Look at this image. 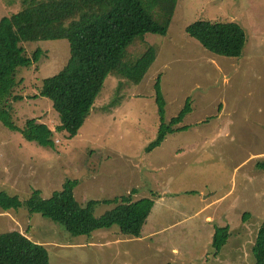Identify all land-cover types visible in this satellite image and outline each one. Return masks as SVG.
Masks as SVG:
<instances>
[{"label":"rangeland","instance_id":"374dc122","mask_svg":"<svg viewBox=\"0 0 264 264\" xmlns=\"http://www.w3.org/2000/svg\"><path fill=\"white\" fill-rule=\"evenodd\" d=\"M18 9L20 4L0 0V18ZM197 20L239 23L247 36L242 56L225 58L201 47L186 32ZM147 45L156 59L143 80L129 85L110 74L78 134L55 132L51 149L27 141L20 130L29 118L53 131L60 123L51 100L32 97L66 65L68 43L21 44L30 58L37 50L42 54L38 63L18 70L23 83L16 94L24 100L13 104L11 120L20 130L0 121V191L25 199L40 189L49 197L65 179H77L74 196L84 203L132 188L136 196H148L151 189L159 194L154 200L163 196L157 202L162 211L154 218L150 213L143 228L151 238L112 244L121 236L118 226L72 236L24 207L0 208V233L21 231L46 246L50 264H255L253 246L264 220V169L257 166L264 162V0H177L166 35L137 37L127 55L136 58ZM157 77L166 121L191 99L192 110L179 124L189 130L167 135L145 154L159 127ZM120 82L126 86L112 106ZM111 207L97 204L93 213ZM223 227L232 237L215 257L213 236ZM97 241L107 246H87Z\"/></svg>","mask_w":264,"mask_h":264},{"label":"trees","instance_id":"16d2710c","mask_svg":"<svg viewBox=\"0 0 264 264\" xmlns=\"http://www.w3.org/2000/svg\"><path fill=\"white\" fill-rule=\"evenodd\" d=\"M4 1L20 4V9L0 18V121L6 128L20 130L11 120L13 104L24 100L23 95L16 94L23 83L18 80V70L38 63L42 54L37 50L30 58L21 44L55 40L68 43L69 56L64 68L44 80L39 95L32 97L51 100L60 123L53 131L37 118H29L20 130L27 141L51 149L55 148V132L65 133L67 138L78 134L110 74L129 85H138L143 80L156 59V50L147 45L141 55L131 58L127 55L128 48L139 36L166 35L177 4V0ZM186 32L205 50L225 58H240L247 43L244 28L234 21L197 20L187 26ZM124 86L120 82L112 106L118 105ZM154 90L159 127L155 140L144 148L145 154L158 148L167 135L189 130V125L179 124L192 110L191 99H187L184 108L166 121L159 77ZM77 184V179L67 178L62 188L49 197H44L40 189L25 199L0 191V208L5 211L24 207L30 213H40L72 236L118 226L122 238H140L155 192L133 199L138 189L132 188L113 198L81 203L74 196ZM97 204L113 207L96 216L93 210ZM231 237L229 227L215 229L212 240L215 257ZM253 252L255 264H264V220ZM0 264H50V254L46 246L33 242L21 231L4 232L0 233Z\"/></svg>","mask_w":264,"mask_h":264},{"label":"crops","instance_id":"0c3cea01","mask_svg":"<svg viewBox=\"0 0 264 264\" xmlns=\"http://www.w3.org/2000/svg\"><path fill=\"white\" fill-rule=\"evenodd\" d=\"M161 146V145H160ZM159 146V147H160ZM257 166L259 167V168H264V162H259L258 164H257ZM150 191H153V190H151L150 189ZM154 192V191H153ZM158 192V191H157ZM163 193H165L166 192V190H163L162 191ZM149 195L148 196H150V192L148 193ZM155 194L156 195H159L158 193H156L155 192ZM136 195H138V194H135V197L133 196V199H139V198H141V197H144V196H147V195H140V196H136ZM156 195H154L153 196V206H152V208H151V211H150V213H152L153 212V216L151 217V218H154L155 216H157L158 214H160V212L162 211V208H160L159 206H157L158 204H157V202L158 201H160V200H162V198H163V196H160L159 197V199L158 200H154V197L156 196ZM153 209H154V211H153ZM150 213H149V215H150ZM148 215V216H149ZM149 217H147V219H148ZM150 218V219H151ZM147 219H146V221H145V225L143 226V228L144 227H146L147 225H148V223H149V221H147ZM211 219V216L210 215H208L207 216V220H210ZM143 228H142V230H141V236H140V238H138V239H122V237L120 236V235H118V234H116V239H118V240H115V241H111L110 243H112V244H116V243H118V242H121V243H130L131 241L132 242H143V240H145V239H149V238H151V233L148 231V233H144V231H143ZM150 229H152V228H150ZM149 229V230H150ZM152 231H154L153 229H152ZM151 235V236H150ZM154 235H156V232H154ZM131 242V243H132ZM95 244H98V245H100V246H103V247H106L107 246V243L106 242H103V241H97V243H94V242H91V243H88L87 244V246H93V245H95ZM172 252H175L174 251V249H172Z\"/></svg>","mask_w":264,"mask_h":264}]
</instances>
